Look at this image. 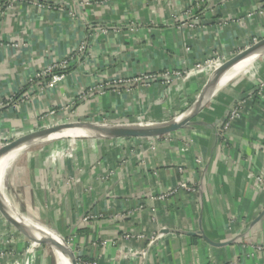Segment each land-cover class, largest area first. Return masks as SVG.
Segmentation results:
<instances>
[{
  "label": "crops",
  "instance_id": "1",
  "mask_svg": "<svg viewBox=\"0 0 264 264\" xmlns=\"http://www.w3.org/2000/svg\"><path fill=\"white\" fill-rule=\"evenodd\" d=\"M263 7L264 0H0V145L66 122L179 117L215 71L264 39ZM82 41L86 49L62 81L28 84ZM165 71L187 75L149 87L104 86ZM237 101L239 118L220 138L218 124ZM40 141L8 165L4 194L13 214L70 238L82 261L264 264V186L248 177L264 176V53L170 134ZM184 182L194 192L179 188ZM87 214L101 218L82 223ZM39 246L0 216V251L12 252L0 264H52ZM133 250L144 255L133 258Z\"/></svg>",
  "mask_w": 264,
  "mask_h": 264
},
{
  "label": "water",
  "instance_id": "2",
  "mask_svg": "<svg viewBox=\"0 0 264 264\" xmlns=\"http://www.w3.org/2000/svg\"><path fill=\"white\" fill-rule=\"evenodd\" d=\"M264 47V39L260 40L256 44L250 46L249 48L241 51L240 53L233 56L229 59L221 68L215 71L211 77L208 79L205 87L203 88L201 94L192 105L190 109L185 111L183 114H187V116L181 120L176 121L172 119L170 121L159 123V124H143L145 126H138L142 124H119V123H98V122H90V121H76V122H66L60 123L57 125H51L48 127H44L27 135H24L16 140L9 142L5 145L0 146V157L27 145L35 143L38 139L44 138L52 133L58 132L63 129H69L79 126H86L91 130H94L99 133L98 136L93 137H102V138H154L163 135L170 134L172 132L177 131L178 129L189 125L191 119L198 113V111L205 105L202 103L203 96L205 92L211 87L218 83L219 79L222 75L227 72L234 65L247 58L260 48ZM181 114V115H183ZM180 115V116H181ZM130 126L124 129H109L108 126ZM0 213L3 215L6 221H8L19 233L28 237L31 241H34L38 244H51L58 247L69 259L70 264H77L76 255L72 250L71 246H69L61 237V241L58 242L55 239L50 237L39 235L36 236L30 229H28L23 223H20L17 217H14V214L11 208L7 205L4 195L0 194ZM17 218V219H16ZM204 239L209 241L206 237ZM212 243V242H211ZM216 245L215 243H212Z\"/></svg>",
  "mask_w": 264,
  "mask_h": 264
},
{
  "label": "built area",
  "instance_id": "3",
  "mask_svg": "<svg viewBox=\"0 0 264 264\" xmlns=\"http://www.w3.org/2000/svg\"><path fill=\"white\" fill-rule=\"evenodd\" d=\"M264 8V7H263ZM260 8L258 11V14L263 15L264 14V9ZM102 32V31H101ZM105 32V31H104ZM255 42V41H254ZM86 49V43L85 41H82L80 45H78L77 48H74L70 51V53L61 61L55 62L48 66L46 69L43 71L36 73L32 78L29 79L28 84L34 83L40 79L45 78V86L48 88L54 87L57 83L63 80L65 77V70L68 69V67L75 61L76 57L83 53ZM218 60V57L214 56L212 58H209L205 60L203 63H198L194 66L195 70H203L206 67H209L213 62ZM187 75V72L185 71H165L163 73L159 74H142L139 76H134L129 79H113L109 82H107L104 86L105 87H110V88H115L118 86H126L128 87H133V86H141V87H149V85L153 82H166V83H174L175 81L180 80L181 78L185 77ZM263 87V84L261 82L258 83L257 88L261 89ZM101 88V87H100ZM29 98V96L22 97V100ZM242 107V102L237 101L231 105L229 108L228 113L226 116L219 122L218 127V137H222L231 127L233 122L239 118L240 114V109ZM55 112L53 110L49 111L48 116H53ZM51 126L47 125L46 127ZM1 146V145H0ZM248 177L250 179H254V181L257 184H260L261 186H264V176H255L253 173H249ZM179 188L185 190L186 192H194V188L187 185V183H181L179 185ZM176 190H170L168 193L163 194L162 196L158 197L159 200L165 199L167 196L173 195ZM101 215H96V214H87L82 218V223L87 222L89 220H96L98 217ZM145 236L139 235L136 238L137 239H144ZM130 235H125L124 239H130ZM161 235H156L155 237H150L148 239L149 245H153L157 239H160ZM258 251L263 250L262 247H257ZM131 257L136 258L137 255H144V251H138V250H133L129 252ZM76 261L77 264H96L94 262H84L79 256H76Z\"/></svg>",
  "mask_w": 264,
  "mask_h": 264
},
{
  "label": "bare ground",
  "instance_id": "4",
  "mask_svg": "<svg viewBox=\"0 0 264 264\" xmlns=\"http://www.w3.org/2000/svg\"><path fill=\"white\" fill-rule=\"evenodd\" d=\"M262 53H264V47L260 48L259 50H257L256 52H254L253 54L248 56L247 58L243 59L242 61H240L239 63L234 65L227 72H225L222 75V77L219 79L218 83L212 87L213 89H211L210 92H206L207 95L205 94L203 96L202 103L207 102V100L211 96H213L219 89L223 88L229 80L233 79L240 72V70H242V68L244 66H246L248 63H250L258 55L260 56V54H262ZM186 116H187V114H183V115L177 117L176 121L179 122V121L183 120ZM138 126H145V125H138ZM128 127H130V126H120V125L108 126L109 129H115V130L124 129V128H128ZM98 135H99L98 132L91 130L90 128H88L86 126H79V127L60 130V131L52 133V134H50L44 138L38 139L37 141L41 140L40 142H44V141H51V140L60 139V138H70V139L75 140L76 138L92 137V136H98ZM21 150H22L21 148L16 149V150H14V151H12V152L1 157L4 160H2V162L0 164V184H1L0 194L2 193V195H4V199L7 203V205L9 203V199H8V196L6 194H4L5 174L9 169L8 165L11 164L16 159H18L17 157H18V154ZM13 155L15 157H11ZM8 157H11V158L7 159ZM17 216L18 215L14 214V217H17ZM17 218L16 219L20 223H23L28 229H30L34 234H36V236L44 235V236L50 237L52 239H55L58 242L61 241V236L58 233H56L55 231H53L49 228L43 227L41 225H38V223H36V222H32V221L22 219V218H20V216H18ZM47 247L49 248L50 256L52 257V259H53L52 261L54 264H70L68 257L58 247L51 245V244H47Z\"/></svg>",
  "mask_w": 264,
  "mask_h": 264
},
{
  "label": "rangeland",
  "instance_id": "5",
  "mask_svg": "<svg viewBox=\"0 0 264 264\" xmlns=\"http://www.w3.org/2000/svg\"><path fill=\"white\" fill-rule=\"evenodd\" d=\"M20 98L22 99V96H21ZM19 100H20V99H19ZM70 107H71V106H70ZM46 115H47V116L49 115V111L46 112ZM104 124H109V123H104ZM72 180H74V179L70 178V179H67L66 181H67V183H68V182H71ZM46 204H47V203H46ZM96 215H101V214H96ZM0 216H1V220H2V219L5 220V218L3 217V215H2L1 213H0ZM35 217L38 219V216H37V215H35ZM100 218H101V216L98 217L97 219H100ZM97 219H96V220H97ZM60 236L62 237V239H63V240L69 245V246H71V242H70L71 239H70V238H68V239L66 240L65 237H64L63 235H60ZM33 242H34V241H33ZM6 244H7V242H6ZM8 244H9V243H8ZM36 244H37V245H40V246H41V247L39 246L40 248H42V246H43L45 249H47V245H46V244H42V243H41V244L36 243ZM48 249H49V248H48ZM48 249H47V250H48ZM8 251H9V250H5V251H2V252L0 251V256H6V255H10V254L12 253L11 251H9V252H8ZM48 251H49V250H48ZM49 253H50V252H49ZM52 260H53V259H52ZM46 264H47V263H46ZM52 264H54L53 261H52Z\"/></svg>",
  "mask_w": 264,
  "mask_h": 264
}]
</instances>
